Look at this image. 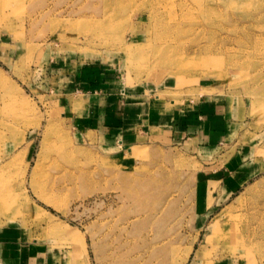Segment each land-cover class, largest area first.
<instances>
[{"label": "rangeland", "instance_id": "rangeland-1", "mask_svg": "<svg viewBox=\"0 0 264 264\" xmlns=\"http://www.w3.org/2000/svg\"><path fill=\"white\" fill-rule=\"evenodd\" d=\"M217 95L207 148L115 103ZM6 227L38 264H264V0H0Z\"/></svg>", "mask_w": 264, "mask_h": 264}, {"label": "crops", "instance_id": "crops-1", "mask_svg": "<svg viewBox=\"0 0 264 264\" xmlns=\"http://www.w3.org/2000/svg\"><path fill=\"white\" fill-rule=\"evenodd\" d=\"M90 82L91 80L78 77L76 85L82 86ZM102 85L104 86V84ZM80 92L78 90L77 95H82ZM124 93L126 95V92ZM79 97L81 96H78L76 100L80 101ZM156 98L158 103L156 101L153 104L150 102L147 108L143 104L142 112L139 111L140 107L138 104L136 107L138 110H136V108H131V104L129 105L127 101L122 102L120 100L117 102L115 99V103H118L117 105H119L120 109L123 108V113L121 112L120 115L122 116L123 114L126 121L129 119L128 116L134 115L137 122L136 126L143 128L142 131L139 130L137 135L141 134L143 136L151 133V137L154 139L161 135H167L168 139L173 140L176 138L178 141L185 139L186 142L189 141L190 144L198 145L200 148H207L209 144H218L223 140L228 135L229 128L235 124V122H231L227 114L232 113L233 115L235 111L238 112V110L234 109V111L231 109L228 111L225 100L218 95L215 98L200 100L194 107H184L178 111L176 110L178 106L175 100H172L170 102L172 106H169V103L163 102L161 97L158 96ZM109 99L111 104L107 103L109 104L107 106L113 107L115 104L112 102L113 98ZM106 113L107 109L105 108V120L107 119ZM127 125L126 123L125 126L127 127ZM145 125L149 130L147 132L144 130ZM131 151H133V148H131ZM22 239H24L23 235L15 228L13 230L12 227L0 229V264H38V262L33 261L28 256L30 245L22 243Z\"/></svg>", "mask_w": 264, "mask_h": 264}]
</instances>
